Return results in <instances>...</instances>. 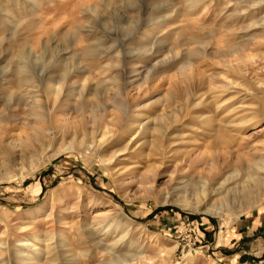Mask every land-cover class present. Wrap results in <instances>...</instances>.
Instances as JSON below:
<instances>
[{
	"label": "rangeland",
	"instance_id": "1",
	"mask_svg": "<svg viewBox=\"0 0 264 264\" xmlns=\"http://www.w3.org/2000/svg\"><path fill=\"white\" fill-rule=\"evenodd\" d=\"M263 162L264 0H0V264H264Z\"/></svg>",
	"mask_w": 264,
	"mask_h": 264
},
{
	"label": "crops",
	"instance_id": "2",
	"mask_svg": "<svg viewBox=\"0 0 264 264\" xmlns=\"http://www.w3.org/2000/svg\"><path fill=\"white\" fill-rule=\"evenodd\" d=\"M227 238L228 242L213 247L216 250L213 254H219L220 258L226 257L232 262H263L264 257L256 259L264 253V209L236 222Z\"/></svg>",
	"mask_w": 264,
	"mask_h": 264
},
{
	"label": "bare ground",
	"instance_id": "3",
	"mask_svg": "<svg viewBox=\"0 0 264 264\" xmlns=\"http://www.w3.org/2000/svg\"><path fill=\"white\" fill-rule=\"evenodd\" d=\"M53 92H55L58 96H59V94L61 93V90H56V89H53L52 90ZM38 102V101H37ZM30 103V102H29ZM39 103V102H38ZM34 105V106H33ZM29 108H30V110H32L31 111V114L32 115H35V118L36 119H39V118H42L43 120H45V115H46V113L48 112V110L46 109V107L44 106V105H41V104H37L36 103V100L35 101H32L31 102V104L29 105ZM52 128H54V126H52ZM63 129V128H62ZM39 130H40V128H39ZM64 130V129H63ZM62 130V131H63ZM44 131H45V128H44ZM43 131V132H44ZM47 131H49V132H52V129H49V127H48V129H47ZM43 132H39L40 134L41 133H43ZM46 132V131H45ZM54 134H55V132H53ZM60 134V133H59ZM61 134H62V132H61ZM64 134H65V132H64ZM37 135V134H36ZM41 135H43V134H41ZM47 135H48V133H47ZM55 137V136H54ZM62 137V136H61ZM63 140V139H62ZM12 141V140H11ZM10 141V142H11ZM72 145V147L74 146V143H72L71 144ZM68 148V147H67ZM264 163V162H263ZM258 165V164H257ZM263 167V166H262ZM260 168V167H259ZM254 171V170H253ZM260 171V170H259ZM257 175V174H256ZM23 177V176H22ZM232 177H236V176H232ZM232 177H230L229 179L231 180L232 179ZM238 177V176H237ZM253 177V176H252ZM254 177H257V176H254ZM6 178L7 179H15L16 178V176L15 175H11V174H9V175H7L6 176ZM6 179V180H7ZM229 179H227L228 180V182H229ZM247 179H249L250 181L252 180V182H253V179L252 178H250V176H248V178ZM260 179V178H259ZM234 180V179H233ZM261 180V179H260ZM263 181V180H262ZM259 182V181H258ZM222 183V182H221ZM232 183V182H231ZM260 183H262V182H260ZM224 184V183H223ZM226 184V183H225ZM235 184V183H234ZM233 184V185H234ZM254 185H252L251 184V182L250 183H248L247 185H249V187L247 186V185H243L242 187H241V190H239V184H238V186H236V187H227L226 185L225 186H223L224 188H223V193L225 194V197H229V198H232V199H236V200H239V201H241L240 203V207H238L237 208V210H234V211H231L230 209H229V207H228V203H222V204H219V205H211L210 206V208H208V209H206V211L208 212V213H211V214H214V215H217V216H219V217H223V218H228V216L230 215V214H236V216H234V218L236 219L237 218V213L238 212H243V210L245 209V208H249V207H255L256 206V204L257 203H259L261 200H264V188H262V189H260L259 191H257L256 189L258 188L257 187V184H255V183H253ZM264 184V183H263ZM220 185H222V184H220ZM229 186V185H228ZM222 187V186H221ZM220 187V188H221ZM264 187V186H263ZM219 190V189H218ZM218 190H217V192H218ZM251 191V193H250V191ZM255 191H257L256 193H255ZM255 193V194H254ZM228 198V199H229ZM193 209H199V208H193ZM205 209V208H204ZM248 210V209H247ZM233 216V215H232ZM188 260H190V259H187V261ZM124 264H128L127 262L126 263H124Z\"/></svg>",
	"mask_w": 264,
	"mask_h": 264
}]
</instances>
